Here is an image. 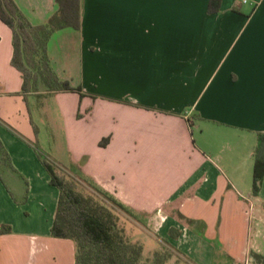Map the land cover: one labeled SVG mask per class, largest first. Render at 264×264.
Wrapping results in <instances>:
<instances>
[{"label":"crops","instance_id":"0c3cea01","mask_svg":"<svg viewBox=\"0 0 264 264\" xmlns=\"http://www.w3.org/2000/svg\"><path fill=\"white\" fill-rule=\"evenodd\" d=\"M13 1L33 26L58 11L55 0ZM208 2L80 0L79 29L55 31L46 50L81 96L43 85L22 94L0 21V226L10 228L0 264H75L74 243L50 236L59 191L35 145L123 205L149 232L135 236H158L188 264L264 258V174L252 194L264 0H221L213 13Z\"/></svg>","mask_w":264,"mask_h":264},{"label":"trees","instance_id":"16d2710c","mask_svg":"<svg viewBox=\"0 0 264 264\" xmlns=\"http://www.w3.org/2000/svg\"><path fill=\"white\" fill-rule=\"evenodd\" d=\"M58 11L45 24L31 25L13 0H0V21L12 34L13 53L10 64L22 77V94L36 92L43 85L48 93L76 92L69 82L54 74L47 56L51 35L64 28L79 29L80 0H55ZM221 0H209L208 12H217ZM255 150L252 176V194L258 192L264 174V136ZM41 164L50 177V185L59 191L50 236L70 240L75 247V264H165L170 254L157 250L152 259L142 263V246L131 242L118 223L119 212H130L107 194L87 185L93 193L84 194L75 179H67L62 170L48 161L34 146ZM0 163L9 164V158L0 142ZM80 181V180H79ZM86 185L84 182H82ZM10 228L0 226V234ZM169 235L176 239L179 232L173 228ZM255 264H264V258L252 253Z\"/></svg>","mask_w":264,"mask_h":264},{"label":"rangeland","instance_id":"374dc122","mask_svg":"<svg viewBox=\"0 0 264 264\" xmlns=\"http://www.w3.org/2000/svg\"><path fill=\"white\" fill-rule=\"evenodd\" d=\"M62 172L65 174L67 179L70 180L74 178L71 175L67 174L66 172L64 171ZM75 181L79 185V190H81L84 194L93 193V191L87 185H84L82 181H79L78 179H75ZM119 215H120V219H119L118 225L121 228H123L124 234L127 237V239H129L131 242L135 241L136 243L142 246V250H143L142 257H141L142 263L150 261L154 253L157 251V250L155 251V249L160 247V249L158 250H161V251H164L170 254V259L167 260L165 264H188L178 251L174 250L170 245L163 242V240L160 239L158 236L153 235L151 236L152 239H146V240H142L141 239L142 237L140 238V237L135 236L136 234H140V233L142 234L145 233L147 236L149 232L148 230H146V228H144V226L138 219L133 217V215H126L122 212H119ZM218 261H221V262L223 261L222 264H232L233 263L232 259L226 256L224 258L220 257L219 259L216 255L214 258L213 264L220 263ZM247 264H255V262H250Z\"/></svg>","mask_w":264,"mask_h":264},{"label":"built area","instance_id":"2783aa9c","mask_svg":"<svg viewBox=\"0 0 264 264\" xmlns=\"http://www.w3.org/2000/svg\"><path fill=\"white\" fill-rule=\"evenodd\" d=\"M251 0H240L241 4H249Z\"/></svg>","mask_w":264,"mask_h":264}]
</instances>
